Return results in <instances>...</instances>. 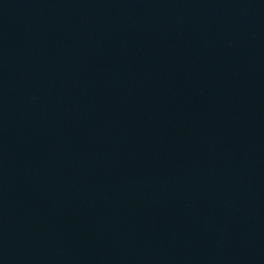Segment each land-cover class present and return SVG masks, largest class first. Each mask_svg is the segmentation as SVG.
Listing matches in <instances>:
<instances>
[{"label": "water", "instance_id": "1", "mask_svg": "<svg viewBox=\"0 0 264 264\" xmlns=\"http://www.w3.org/2000/svg\"><path fill=\"white\" fill-rule=\"evenodd\" d=\"M0 264H264V0H0Z\"/></svg>", "mask_w": 264, "mask_h": 264}]
</instances>
